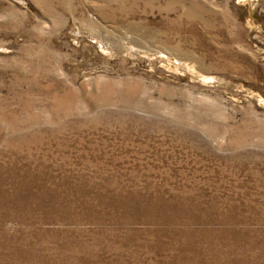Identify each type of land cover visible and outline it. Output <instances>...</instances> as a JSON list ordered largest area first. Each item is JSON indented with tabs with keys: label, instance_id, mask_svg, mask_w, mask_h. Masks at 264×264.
Listing matches in <instances>:
<instances>
[{
	"label": "rangeland",
	"instance_id": "374dc122",
	"mask_svg": "<svg viewBox=\"0 0 264 264\" xmlns=\"http://www.w3.org/2000/svg\"><path fill=\"white\" fill-rule=\"evenodd\" d=\"M0 264H264V0H0Z\"/></svg>",
	"mask_w": 264,
	"mask_h": 264
}]
</instances>
